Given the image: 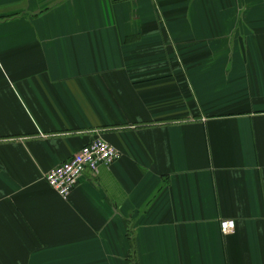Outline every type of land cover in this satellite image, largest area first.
Segmentation results:
<instances>
[{"label": "crops", "instance_id": "1", "mask_svg": "<svg viewBox=\"0 0 264 264\" xmlns=\"http://www.w3.org/2000/svg\"><path fill=\"white\" fill-rule=\"evenodd\" d=\"M0 264H264V0H0Z\"/></svg>", "mask_w": 264, "mask_h": 264}, {"label": "built area", "instance_id": "2", "mask_svg": "<svg viewBox=\"0 0 264 264\" xmlns=\"http://www.w3.org/2000/svg\"><path fill=\"white\" fill-rule=\"evenodd\" d=\"M120 157V152L105 140L96 137L80 148L67 161H64L45 173L48 186L61 198L66 199L73 187L86 170L96 172L100 166H110ZM235 222L232 219L220 221L222 235L233 232Z\"/></svg>", "mask_w": 264, "mask_h": 264}]
</instances>
